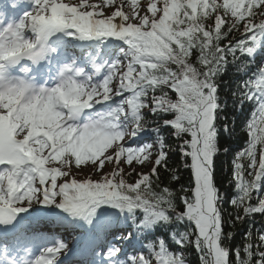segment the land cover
<instances>
[{"label":"snow or ice","instance_id":"1","mask_svg":"<svg viewBox=\"0 0 264 264\" xmlns=\"http://www.w3.org/2000/svg\"><path fill=\"white\" fill-rule=\"evenodd\" d=\"M7 15L0 264H191L193 249L264 264V0H25Z\"/></svg>","mask_w":264,"mask_h":264},{"label":"trees","instance_id":"2","mask_svg":"<svg viewBox=\"0 0 264 264\" xmlns=\"http://www.w3.org/2000/svg\"><path fill=\"white\" fill-rule=\"evenodd\" d=\"M234 87H235V76L234 73L230 71L228 74L222 77V82H221L222 97H227L231 89ZM232 120H233L232 102L231 99L229 98L227 101V108L225 110V113L222 114L221 122L227 123L230 128L234 129L231 135L225 133L223 139L224 141L227 142L231 151L235 152L244 146L245 141L240 132L239 123L237 122V124L234 126ZM163 135L167 138L169 144L174 143L173 139L169 136V133L167 131L163 132ZM142 137L148 140L149 142H152L155 139L154 135L151 133L142 134L141 138ZM230 160H231V155H227V156L222 155L217 163V169H216L218 177L223 181L222 185H218V187H220V190L225 195L226 199L230 198L234 194L233 186L228 183V177L230 176ZM181 176H182V180L184 182H187L189 178L188 171L181 168ZM222 207L225 215H227V213L231 211V206L227 203H225ZM260 220L261 218L259 216L255 218L254 228H259L261 226ZM245 227H248V225L241 227L240 231H243V228ZM241 239L242 237L238 235L237 240H241ZM187 258L191 261V264H198V258L195 254L194 249L191 252L187 253Z\"/></svg>","mask_w":264,"mask_h":264},{"label":"rangeland","instance_id":"3","mask_svg":"<svg viewBox=\"0 0 264 264\" xmlns=\"http://www.w3.org/2000/svg\"><path fill=\"white\" fill-rule=\"evenodd\" d=\"M142 142H145V141H143V140H141ZM133 146H135V145H133ZM69 241H72V238H67ZM70 244V246H71V243H69Z\"/></svg>","mask_w":264,"mask_h":264},{"label":"bare ground","instance_id":"4","mask_svg":"<svg viewBox=\"0 0 264 264\" xmlns=\"http://www.w3.org/2000/svg\"><path fill=\"white\" fill-rule=\"evenodd\" d=\"M67 238H71V237L69 236V237H67ZM68 242H69V243H72V241H69V240H68Z\"/></svg>","mask_w":264,"mask_h":264}]
</instances>
